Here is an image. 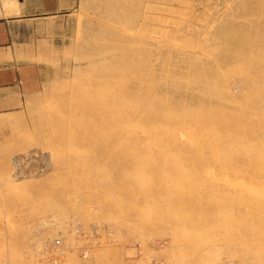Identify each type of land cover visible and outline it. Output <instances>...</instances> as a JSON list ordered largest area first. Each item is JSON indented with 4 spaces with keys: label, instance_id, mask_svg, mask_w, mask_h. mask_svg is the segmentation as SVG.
I'll list each match as a JSON object with an SVG mask.
<instances>
[{
    "label": "rangeland",
    "instance_id": "rangeland-1",
    "mask_svg": "<svg viewBox=\"0 0 264 264\" xmlns=\"http://www.w3.org/2000/svg\"><path fill=\"white\" fill-rule=\"evenodd\" d=\"M31 3L57 11L0 25V264H264V0ZM159 166V209L182 185L215 212L165 223L134 197Z\"/></svg>",
    "mask_w": 264,
    "mask_h": 264
},
{
    "label": "bare ground",
    "instance_id": "bare-ground-1",
    "mask_svg": "<svg viewBox=\"0 0 264 264\" xmlns=\"http://www.w3.org/2000/svg\"><path fill=\"white\" fill-rule=\"evenodd\" d=\"M258 2V1H257ZM241 3V2H240ZM241 4H243V3H241ZM234 5V4H233ZM239 5V4H238ZM150 7H151V5H149ZM251 7V6H250ZM241 8V7H240ZM243 8H245V7H243ZM261 8V7H260ZM157 11V10H156ZM235 12H236V10H235ZM259 12V11H258ZM142 13V12H141ZM234 15H236V14H234ZM264 16V15H263ZM144 19H145V17H144ZM143 19V20H144ZM134 21V20H133ZM145 21H147V20H145ZM152 22V21H151ZM89 23V22H88ZM150 25V24H149ZM81 26V25H80ZM243 26V25H242ZM139 29V28H138ZM248 29V28H247ZM154 30V29H153ZM251 31V30H250ZM260 31V30H259ZM103 32V31H102ZM101 32V33H102ZM124 32V35H129V36H126V37H129V39H133V36H131L130 34L131 33H129V32H126V31H123ZM247 32V31H246ZM263 32V31H262ZM261 32V33H262ZM101 33H99V34H101ZM142 33V32H141ZM254 34H257V33H254ZM78 35V34H77ZM123 35V34H122ZM231 35H232V33H231ZM248 35H249V33H248ZM91 36V35H90ZM261 36H262V34H261ZM138 37V36H137ZM141 37V36H140ZM121 38H123V37H121ZM151 38V37H150ZM235 38L236 39H238L239 38V33H237L236 35H235ZM134 40V39H133ZM129 42V41H128ZM243 42V41H242ZM123 45H125V44H123ZM122 45V46H123ZM117 46V45H116ZM262 46H264V45H262ZM137 47V46H136ZM100 48V47H99ZM259 48V47H258ZM116 49V48H115ZM132 49V48H131ZM122 50V49H121ZM141 50V49H140ZM130 51V50H129ZM134 51V50H133ZM240 51V50H239ZM238 51V52H239ZM122 53V52H121ZM246 53V52H245ZM239 54V53H238ZM237 54V55H238ZM100 55V54H99ZM236 55V54H235ZM241 55V54H240ZM244 55V54H243ZM150 56V55H149ZM167 56V55H166ZM246 56V55H245ZM159 60V59H158ZM92 61V60H91ZM93 62V61H92ZM250 63H251V61H250ZM124 64H126V63H124ZM131 64V63H130ZM93 65V64H92ZM131 65H133V64H131ZM145 65H147V64H145ZM154 65V64H153ZM95 66V65H94ZM123 66V65H122ZM125 67H127L126 65H124ZM129 66V65H128ZM130 67H132V66H130ZM134 67V66H133ZM136 67V66H135ZM105 68V67H104ZM122 68V67H121ZM143 68V67H142ZM147 68V67H146ZM261 68V67H260ZM129 69H131V68H129ZM136 69V68H135ZM173 69V68H172ZM259 70V69H258ZM63 71V70H62ZM70 71H72V70H70ZM108 71V70H107ZM129 71V70H128ZM132 71H136V70H133V68H132ZM138 72V71H137ZM133 73V72H132ZM165 73V72H164ZM118 74V73H117ZM136 74V73H135ZM123 75V74H122ZM143 75V74H142ZM128 76V75H127ZM135 76V75H134ZM162 76V75H161ZM130 77H133V75L132 76H130ZM240 78V77H239ZM109 80H110V78H108ZM131 79V78H130ZM148 79V78H147ZM160 79V78H159ZM130 82V81H129ZM240 82V81H239ZM237 83V82H236ZM235 83V84H236ZM126 84V83H125ZM128 85V84H127ZM245 85V84H244ZM149 86H151V85H149ZM127 87V89H128V86H126ZM123 89H126V88H123ZM126 89V90H127ZM147 89V88H146ZM132 90V89H131ZM258 90V89H257ZM128 92H130L129 91V89L127 90ZM126 91V92H127ZM143 91V90H142ZM148 91V90H147ZM101 92V91H100ZM104 92V91H103ZM119 93V92H118ZM139 93V92H138ZM143 93H141V95H142ZM150 94H151V92H150ZM119 95V94H118ZM106 96V95H105ZM104 96V97H105ZM262 96V95H261ZM135 97V96H134ZM152 98V97H151ZM118 99V98H117ZM135 99V98H134ZM138 99H140V98H138ZM153 99V98H152ZM150 100V99H149ZM240 100V99H239ZM158 101V100H157ZM113 102V101H112ZM121 102V101H120ZM155 102V101H154ZM242 102V101H241ZM101 103V102H100ZM122 104V103H121ZM150 104V103H149ZM164 105V104H163ZM122 106V105H121ZM127 106V105H126ZM136 106H137V104H136ZM84 107V106H83ZM98 107V106H97ZM103 107H107L106 105L105 106H103ZM113 107V106H112ZM144 107V106H143ZM142 107V108H143ZM261 107V106H260ZM112 109V108H111ZM126 109V108H125ZM147 109H148V107H147ZM176 109V108H175ZM174 109V110H175ZM101 110H102V108H101ZM99 111L100 113L103 111V113H104V110H105V112H106V114H107V112H110V111H108V110H106V108L104 109V110H102V111ZM150 110V109H149ZM157 110V109H156ZM170 110V109H169ZM141 111V110H140ZM158 111H160V110H158ZM112 112L114 113V114H110V113H108L107 115H109L108 116V118L111 116V115H114V120L110 117L109 119H111V121L113 120V122L117 125V123H118V125L120 124L119 122H121V123H123L124 124V122L126 121V119H125V117L123 116V115H121V117H119L118 119L115 117V115H116V113L112 110ZM125 112L126 111H123V113L125 114ZM135 112V111H134ZM133 112V113H134ZM165 112V111H164ZM102 113V114H103ZM130 113V112H129ZM152 113V112H151ZM255 114V113H254ZM101 115V114H100ZM132 115V114H131ZM150 115V114H149ZM160 115H161V113H160ZM128 116V115H127ZM136 116V115H135ZM157 116V115H156ZM159 116V115H158ZM165 116V115H164ZM104 118L103 117V115L102 116H100V118ZM132 117V116H131ZM130 117V118H131ZM160 117V116H159ZM107 118V117H106ZM128 119H129V116H128ZM139 120V119H138ZM165 120H168V119H165ZM90 121V120H89ZM236 121V120H235ZM112 122V123H113ZM157 122V121H156ZM160 122V121H159ZM158 122V123H159ZM170 122V121H169ZM108 123V122H107ZM113 123V124H114ZM128 123V122H127ZM148 123V122H147ZM154 123V122H153ZM163 123V122H162ZM161 122H160V124H162ZM105 124V123H104ZM134 124V123H133ZM169 124V123H168ZM182 124V123H181ZM185 124V123H184ZM183 124V125H184ZM190 124V123H189ZM96 126V125H95ZM94 126V127H95ZM114 126V125H113ZM113 126H111V127H113ZM115 127V126H114ZM146 127V126H145ZM175 127V126H174ZM242 127V126H241ZM244 127V126H243ZM98 128V127H97ZM153 128V127H152ZM113 129V128H112ZM128 129V128H127ZM145 129V128H144ZM172 130V129H171ZM127 131V130H126ZM146 131V130H145ZM157 131V130H156ZM165 132V131H164ZM175 132V131H174ZM128 133V132H127ZM152 133V132H151ZM155 133V132H154ZM179 133V132H178ZM181 133H182V131H181ZM137 134H138V132H137ZM174 134V133H173ZM210 134V133H209ZM164 135H166V134H164ZM176 135H177V133H176ZM206 135V134H205ZM211 135V134H210ZM125 136V135H124ZM189 136V135H188ZM155 137V136H154ZM149 138V137H148ZM179 138V137H178ZM184 138V137H183ZM198 138V137H197ZM169 138H167V139H164V140H162L161 139V144L163 145V146H161L162 147V149H163V147H164V149L166 148V151H167V147H169V143L167 142V141H169L168 140ZM176 139V138H175ZM175 139H173L174 141H176ZM210 139V138H209ZM243 139V138H242ZM138 140H139V138H138ZM172 140V141H173ZM195 140H196V138H195ZM208 140V139H207ZM206 140V141H207ZM162 141H164L163 143H162ZM185 141V140H184ZM208 141H210V140H208ZM156 142V141H155ZM186 142V141H185ZM184 142V143H185ZM217 142V141H216ZM255 142V141H254ZM160 143V142H159ZM205 143V142H204ZM207 143V142H206ZM127 144V143H126ZM172 144V143H171ZM170 144V145H171ZM203 144V143H202ZM214 144V143H213ZM254 144V143H253ZM149 145V144H148ZM174 145V144H173ZM209 145V144H208ZM244 145V144H243ZM176 146V145H175ZM149 147V146H148ZM176 148V147H175ZM189 148V147H188ZM253 148V147H252ZM161 150V149H160ZM172 150V149H171ZM163 151V150H162ZM175 151V150H174ZM181 151H182V149H181ZM199 151V150H198ZM180 152V151H179ZM164 153V152H163ZM174 153H176V151L174 152ZM178 153V152H177ZM176 153V154H177ZM181 153V152H180ZM183 153H185V152H183ZM214 153H216V151L214 152ZM171 154V153H170ZM178 155H180V154H178ZM219 155V154H218ZM182 156V155H181ZM181 156H179V157H181ZM185 156V155H184ZM200 156V155H199ZM222 156V155H221ZM176 158V157H175ZM205 158V157H204ZM197 159V158H196ZM147 160V159H146ZM153 160V159H152ZM177 160H178V158H177ZM159 161V160H158ZM219 161V160H218ZM141 162H143V161H141ZM172 163V162H171ZM174 163V162H173ZM161 164V163H160ZM166 164V163H165ZM178 163H176V165H177ZM212 164V163H211ZM216 164V163H215ZM162 165V164H161ZM160 165V166H161ZM167 165H168V163H167ZM175 165V164H174ZM200 165H201V163H200ZM228 165V164H227ZM159 166V167H160ZM165 166V165H164ZM205 166V165H204ZM223 166V165H222ZM135 167V166H134ZM133 167V168H134ZM200 167V166H199ZM151 168V167H150ZM156 168V167H155ZM162 167H160L159 169H161ZM171 168H173L172 166H171ZM180 168V167H179ZM178 168V169H179ZM212 168V167H211ZM224 168H225V164H224ZM138 168H136V170H137ZM163 169L164 168H162V171H160V173L159 174H157L158 172H151L153 175L150 177V179L149 180H139L138 182L139 183H137L138 184V186H137V190H138V192L136 193V196H135V194H134V197H136L137 198V200H138V198L140 199V198H144V199H146L147 200V202H148V204L149 205H151L150 203H149V201H148V199H151L152 198V201H153V203L155 202L156 203V205L157 206H155L154 208H155V210H156V208H158L157 210H159V215H160V213H161V216L160 217H162L163 216V221L165 222V223H167L166 221H174V222H177V224H179L180 223V221L182 220V218H183V215L187 212H190V214H191V217H193L192 215H194V216H198L199 218L201 217V215H210V214H212V213H214L215 212V203L213 202L214 200H211L210 201V203H208V205H206V203H203V204H205V205H202V201H201V199H200V196H199V194H198V191H194V192H189L188 193V191H190L189 189H188V191L186 192V191H184V188L182 187V185L181 186H177L176 185V189L174 190L175 191V193H173L172 195H171V197L169 198V202H166V203H168V209H165L166 207H164V209H162V208H160L159 209V205L161 206V204H160V200L159 199H161V197L163 196L162 195V192L163 191H165V192H167L166 190H172L170 187L171 186H173V185H175V184H179V181H178V179H180V178H182V174L181 173H179V170H175V171H173L172 172V175L171 174H168L167 175V177H166V174H165V170H167V169H164V172H163ZM170 169V168H169ZM203 169V168H202ZM201 169V170H202ZM223 169V168H222ZM225 169H227V168H225ZM174 170V169H173ZM188 170V169H187ZM169 171H172L171 169L169 170ZM194 171V170H193ZM215 171V170H214ZM235 171V170H234ZM162 172V173H161ZM167 172H168V170H167ZM192 172V171H191ZM213 172V171H212ZM229 172V171H228ZM236 172V171H235ZM155 173V174H154ZM183 173V172H182ZM190 173V172H189ZM198 173V176L199 175H201L200 174V172L198 171L197 172ZM196 173V174H197ZM150 174V173H149ZM184 174H185V172H184ZM183 174V175H184ZM192 174V173H191ZM190 174V175H191ZM203 174V173H202ZM213 174V173H212ZM243 174V173H242ZM160 175H161V177L163 178V180L161 181V182H159V181H156V178L157 177H160ZM205 175V178H206V173L204 174ZM203 175V176H204ZM209 175H211V172L209 173ZM145 176V175H144ZM195 176H197V175H195ZM213 176V175H212ZM138 177V176H137ZM149 177V176H148ZM210 177V176H209ZM241 177V176H240ZM161 178V179H162ZM203 178V177H202ZM216 178V177H215ZM222 178V177H221ZM198 179H199V177H198ZM204 179V178H203ZM213 179V178H212ZM158 180H159V178H158ZM186 180V179H185ZM209 182H210V180L209 179H207ZM243 180V179H242ZM205 182H206V179H204V183L203 184H205ZM244 182V181H243ZM128 183H130V182H128ZM182 183V182H181ZM185 183V182H184ZM200 183V182H199ZM214 183V182H213ZM213 183H210V184H213ZM218 183V182H217ZM224 184V183H223ZM169 185H171V186H169ZM189 185H190V183H189ZM188 186V185H187ZM191 186H193V185H191ZM194 186H196V185H194ZM206 186V185H205ZM208 186V185H207ZM226 186H227V184H226ZM241 186V185H240ZM186 187V186H185ZM203 187V186H202ZM247 187V186H246ZM215 188V187H214ZM219 188V187H218ZM224 188V187H223ZM252 188V187H251ZM256 188V187H255ZM134 189V188H133ZM193 189H194V187H193ZM205 189V188H204ZM203 189V190H204ZM212 187H211V191H212ZM239 189V188H238ZM135 190V189H134ZM198 190V189H197ZM202 190V193L204 192ZM120 191V190H119ZM149 191V192H148ZM200 191V190H199ZM250 191V190H249ZM255 191V190H254ZM165 192H163V193H165ZM251 192V191H250ZM215 193V192H214ZM223 193V192H222ZM255 193V192H254ZM150 194H152V195H150ZM166 194V193H165ZM205 194V193H204ZM262 193H260V195H261ZM147 195H149L148 197H146ZM168 195V194H167ZM216 195V194H215ZM255 195V194H254ZM206 196V195H205ZM151 197V198H150ZM251 197V196H250ZM256 198H258L259 199V196L257 195V196H255V197H251V198H248V199H252L253 201L256 199ZM237 199V198H236ZM136 200V201H137ZM244 200V199H243ZM247 200V199H246ZM260 200V199H259ZM161 201H162V199H161ZM123 202V201H122ZM163 202V201H162ZM206 202V201H205ZM229 202H231V201H229ZM248 202H250L251 203V201H248ZM159 204V205H158ZM246 204V203H245ZM248 205V204H247ZM152 206V205H151ZM165 206V205H164ZM250 206V205H249ZM94 207V206H93ZM153 207V206H152ZM163 207V206H162ZM170 208H172V209H175V211H172V212H170L171 210H170ZM217 209V208H216ZM151 211V210H150ZM219 211V210H218ZM152 212V211H151ZM223 212V211H222ZM233 212V211H232ZM148 213V212H147ZM146 213V214H147ZM157 213V214H158ZM220 213V212H219ZM152 214V213H151ZM148 215V214H147ZM150 215V214H149ZM148 215V217H150ZM159 215H156V216H159ZM227 215V214H226ZM145 216V215H144ZM152 216V215H151ZM206 217V216H205ZM190 218V217H189ZM188 218V219H189ZM210 218V217H209ZM148 219V218H147ZM153 219V218H152ZM158 219V218H157ZM192 219V218H191ZM190 219V220H191ZM206 219V218H205ZM149 221L151 220V219H148ZM159 220H161V221H159V222H161L162 224H163V221H162V218H160ZM146 222H148V221H146ZM204 223V220L203 221H201V223ZM205 222H206V220H205ZM149 223V222H148ZM151 223V222H150ZM149 223V224H150ZM155 223V222H154ZM157 223H158V221H157ZM181 223H183V222H181ZM208 223V221L205 223V224H207ZM229 223V222H228ZM148 224V225H149ZM159 224V223H158ZM157 224V225H158ZM168 224H169V222H168ZM237 224V223H236ZM242 224V223H241ZM146 226H148L147 225V223L145 224ZM156 225V224H155ZM154 225V226H155ZM156 225V226H157ZM174 224L172 223V225L171 226H173ZM239 225V224H238ZM246 225V224H245ZM145 226V227H146ZM154 226H152V224H151V227H154ZM171 226H170V228H171ZM188 226V225H187ZM191 226V225H190ZM244 226V225H243ZM250 226V225H249ZM248 226V227H249ZM162 227V226H161ZM189 227V226H188ZM157 228V227H156ZM251 228H252V225H251ZM189 229V228H188ZM187 229V230H188ZM190 229H192V227L190 228ZM240 229V228H239ZM254 229V228H253ZM208 230V229H207ZM212 230V229H211ZM245 230V229H244ZM238 232V231H237ZM237 232H236V234H237ZM240 232V231H239ZM245 232V231H244ZM177 233V235H178V233H180V231H177L176 232ZM201 233H202V231H201ZM241 233H243V232H241ZM181 234H183L182 232H181ZM234 234V233H233ZM208 235V234H207ZM179 236H180V234H179ZM183 236H184V234H183ZM202 236V235H201ZM177 238V237H176ZM178 239V238H177ZM185 238L183 237V240H184ZM227 241V240H226ZM236 241V240H235ZM177 242V241H176ZM216 243V242H215ZM198 244H199V242H198ZM210 244V243H209ZM212 244H214V242H212ZM235 244V243H234ZM207 245V244H206ZM229 245V244H228ZM232 245V244H231ZM183 246V245H182ZM190 246V245H189ZM210 249V248H209ZM205 251V250H204Z\"/></svg>",
    "mask_w": 264,
    "mask_h": 264
},
{
    "label": "crops",
    "instance_id": "crops-1",
    "mask_svg": "<svg viewBox=\"0 0 264 264\" xmlns=\"http://www.w3.org/2000/svg\"><path fill=\"white\" fill-rule=\"evenodd\" d=\"M32 0H0V25L9 21H21L32 15L56 12L57 10H42L40 12H34L30 9ZM15 3V4H14ZM19 10V12H16ZM11 19V20H8ZM21 94L20 86H8L0 87V108H3L5 104L17 103ZM3 137V135L1 136ZM2 139V138H1ZM9 154L4 156V164L9 165ZM3 163L2 161L0 162Z\"/></svg>",
    "mask_w": 264,
    "mask_h": 264
},
{
    "label": "built area",
    "instance_id": "built-area-1",
    "mask_svg": "<svg viewBox=\"0 0 264 264\" xmlns=\"http://www.w3.org/2000/svg\"><path fill=\"white\" fill-rule=\"evenodd\" d=\"M56 247H59L61 245V239L57 238L55 239L54 243H53ZM59 259L60 257L56 254L54 256V258L52 259V264H59Z\"/></svg>",
    "mask_w": 264,
    "mask_h": 264
},
{
    "label": "water",
    "instance_id": "water-1",
    "mask_svg": "<svg viewBox=\"0 0 264 264\" xmlns=\"http://www.w3.org/2000/svg\"><path fill=\"white\" fill-rule=\"evenodd\" d=\"M20 1H23V0H20Z\"/></svg>",
    "mask_w": 264,
    "mask_h": 264
}]
</instances>
